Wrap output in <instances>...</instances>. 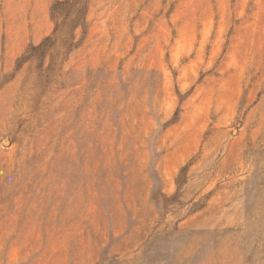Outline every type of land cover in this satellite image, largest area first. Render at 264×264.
I'll return each mask as SVG.
<instances>
[{"label":"rangeland","instance_id":"obj_1","mask_svg":"<svg viewBox=\"0 0 264 264\" xmlns=\"http://www.w3.org/2000/svg\"><path fill=\"white\" fill-rule=\"evenodd\" d=\"M0 264H264V0H0Z\"/></svg>","mask_w":264,"mask_h":264}]
</instances>
